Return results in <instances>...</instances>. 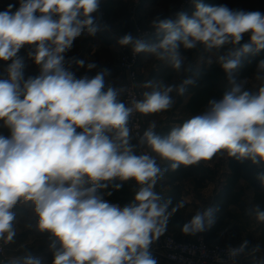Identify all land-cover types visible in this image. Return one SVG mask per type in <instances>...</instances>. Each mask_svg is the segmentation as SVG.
<instances>
[{"label": "clouds", "instance_id": "obj_1", "mask_svg": "<svg viewBox=\"0 0 264 264\" xmlns=\"http://www.w3.org/2000/svg\"><path fill=\"white\" fill-rule=\"evenodd\" d=\"M100 2L20 0L15 13L12 5L0 12V60L11 61L9 78L0 79V121L10 130V136L0 135V241L14 242L13 209L22 201L31 202L38 231L50 235L52 264H157L150 247L165 233L169 217L184 207L183 201L172 206L154 190L169 170L209 160L222 150L237 160L264 164V59L255 70V79L262 82L257 91L245 89L236 75L244 57L264 50V14L194 0L191 17L180 11L175 19L151 21L156 41L132 33L119 37L118 44L133 55L154 56L176 72L184 67L181 49H223L217 62L229 84L220 99L208 101L203 113L165 136L155 132L153 122L134 146L128 126L133 113L169 110L175 103L172 93L183 95L195 81H147L143 87L152 90L127 106L119 99L126 88L103 90L107 69L92 78H77L65 66L64 54L77 38L97 33L91 14ZM244 34H250V40L241 43ZM25 45L34 46L29 57L40 66L39 76L26 80L23 58L17 55ZM75 62L85 65L84 60ZM95 67L87 65L89 70ZM136 147L156 155H137ZM157 157L170 163L161 167ZM258 178L264 182V174ZM128 180L139 186L130 204L121 207L105 199ZM217 210L210 206L197 211L181 231H205ZM246 214L264 223L259 205ZM248 244L244 240L239 247L229 245L227 254L234 258ZM9 264L41 260L28 252Z\"/></svg>", "mask_w": 264, "mask_h": 264}, {"label": "crops", "instance_id": "obj_2", "mask_svg": "<svg viewBox=\"0 0 264 264\" xmlns=\"http://www.w3.org/2000/svg\"><path fill=\"white\" fill-rule=\"evenodd\" d=\"M12 2L20 6V0H0V7ZM141 11L143 14L146 13L148 17L147 19H142V22L145 24H149L150 20L154 18L153 15L156 14L151 7H142ZM109 31L107 36H103V33L100 31H97L94 36L82 35L74 41L72 49L64 54L65 66L69 70V60L71 58L74 59L77 74H79L78 78L85 75L92 78L98 72L107 69L108 74L104 77V91L109 87L114 89L123 87L127 77L119 68V56L122 46L118 44V39L122 35L113 33L111 30ZM156 40L157 38H152L149 41ZM30 51H34V46L25 45L17 54L23 58L24 67L22 71L25 80L29 77H37L40 74L37 64L29 57ZM77 60H84L85 65L83 67L77 65L75 62ZM89 63L95 64L96 67L89 70L87 68ZM166 65L164 61L154 56L141 53L138 70L140 74L145 75L146 81H153L155 84L164 80ZM182 82L177 76H174L171 79L169 78L165 83L179 85ZM219 86L221 85L219 84ZM172 96L175 103L169 110L145 115V130L154 122L156 124L155 132L163 136L166 127L170 129L177 127L191 117L201 114V112L197 113V110H194L189 105L192 93L185 92L183 95H178L176 92H173ZM5 128L6 126L0 121V130L4 131ZM77 131L79 132L81 129L78 128ZM3 136L8 137L6 134ZM142 152L143 150L141 149L140 154ZM222 152L223 154L217 153L214 160L204 163V166L207 168L206 175L208 176L207 183L204 186L197 187L195 178H189L182 182L183 201L187 204V207L182 210L181 216L184 218V223L189 222L197 211H203L210 206H215L214 199L225 186H233L234 193L240 198L242 208L236 206L232 208L234 216L229 220L227 229L218 234L217 242L241 244L244 240H247L249 242L246 248L247 255L241 264H264V223L258 222L254 216L246 214V209L255 205H259L264 210V201L259 200L257 195V193H263L264 191L259 192L255 190L248 181L237 177L234 169L230 166L227 152L224 150ZM157 162L164 163L166 161L157 157ZM126 182L132 185L133 194L135 195L139 186L134 180ZM169 191L170 189L166 188L158 194L162 197ZM14 212L16 219L13 226L16 230V236L14 237V242L10 245L9 252L17 257H22L30 252L32 256L38 257L41 260V264H52L54 257L53 251L49 248L50 235L38 231V218L33 212L31 202L22 201L17 205ZM173 226L172 222L169 221L165 232L173 231ZM208 231L209 227L199 234L206 235ZM176 233L181 238L187 236L183 232ZM152 256L157 261V264H172L164 258H158V256L154 255V252Z\"/></svg>", "mask_w": 264, "mask_h": 264}, {"label": "rangeland", "instance_id": "obj_3", "mask_svg": "<svg viewBox=\"0 0 264 264\" xmlns=\"http://www.w3.org/2000/svg\"><path fill=\"white\" fill-rule=\"evenodd\" d=\"M215 0H202V2L205 5H209L210 3L214 2ZM182 4H186V9L185 13H187L190 17L192 14L195 12V4L194 0H101L100 7L97 12L92 13L91 15L94 17L95 23L98 25V31L103 33V36H107L109 34V30L115 32L118 35H123L126 33H132L135 35V32L133 30L134 24H138L142 29L144 30H150L153 29L151 27V21L157 17L163 19V18H169L173 17L174 19L176 18V13L180 12V7ZM142 7H151L154 9L156 12L155 15H153V19L150 20L149 24H145L142 22V19H147V14L142 13ZM228 7L231 9H242L248 12H254V11H259L262 14H264V5L259 1V0H230ZM250 34H244V39L248 37ZM152 39V38H151ZM155 39V37H154ZM150 40V39H149ZM158 40V39H157ZM122 50V48H121ZM224 50L222 49L221 51H216L213 50L212 52H205L203 49V46H199L196 49H194V52L189 55H183L184 57V67L180 72L174 71L172 68H170L167 71L166 76L164 77V80H161L159 82H166L169 80V78H173L174 76H177L180 80L184 81V79L192 78L195 82L198 80L203 79L205 83L204 87V94H202V99L203 103L199 105V107H195L194 109L197 110L196 112H201L203 113L207 106H208V101L210 99H220L222 95H220V91H227L229 89V84L227 82L226 74L224 73H219V74H214L212 72H209V70L212 67H215L216 65L221 67L219 63L217 62V56L222 54ZM121 55V53H120ZM203 57V59H201ZM73 59V58H71ZM70 59V60H71ZM120 59V56H119ZM69 60V62H70ZM211 60V63H208L207 61ZM11 61H2L0 60V79H8V73L6 71L8 64H10ZM74 63V59H73ZM140 63V61H139ZM139 67V64H138ZM120 68V67H119ZM138 70V68H137ZM70 71L71 70V62H70ZM122 71V70H121ZM75 72L77 74V68L75 67ZM139 74V84L142 86V89L144 91H151V88H144L143 85L147 82L145 80V75ZM196 74H198L196 76ZM78 75L76 77L78 78ZM204 75H207L203 78ZM237 79L241 82L244 83V87L247 90L250 91H257L258 88L261 86V81H258L255 79V75L250 76L248 78H242L239 72L236 73ZM186 77V78H185ZM222 78V79H221ZM217 79L220 80V85L217 88V91L220 93H213L212 94V89L210 88L211 84L216 81ZM127 79L125 81V84L123 87L119 88H125L126 86ZM158 83V82H157ZM187 86V90L188 87ZM199 89L195 90V93H198ZM189 93V92H188ZM123 94L122 93L119 97V99L122 101L123 99ZM145 118V116H144ZM8 129V130H7ZM0 134L8 135L10 136V131L9 128H5L4 131L0 130ZM9 131V132H8ZM130 143L134 146L138 145L135 141L131 139ZM141 152L140 147H136L135 153L139 155ZM155 156V154H154ZM246 163L251 164L252 162L250 160H245ZM203 172L207 171V168L204 166L202 169ZM130 184V183H129ZM131 185V184H130ZM132 187V185H131ZM258 199L261 200L262 202L264 201V192L263 193H257ZM180 213L182 210L179 211ZM174 219V216L169 217V221L172 222ZM184 224V218L182 217L180 224L177 226H173V231H167L165 233H169L174 235L176 238L182 240H194L200 236H205L203 234H196V235H187L184 238L179 236L176 232H180L181 228ZM225 244V243H224ZM154 250V251H153ZM151 253L154 252V255L158 256V258H164L162 254H160L158 251V248L156 247L155 243L152 244L150 247ZM157 253V254H156ZM165 259V258H164Z\"/></svg>", "mask_w": 264, "mask_h": 264}, {"label": "trees", "instance_id": "obj_4", "mask_svg": "<svg viewBox=\"0 0 264 264\" xmlns=\"http://www.w3.org/2000/svg\"><path fill=\"white\" fill-rule=\"evenodd\" d=\"M230 0H215L214 2L210 3L211 6H219V5H227L229 4ZM264 5V0H259ZM9 5H12V8L10 9L11 13H15L16 10L20 7L18 4L15 3H8L4 4L0 7V12H4L9 10ZM159 39V37H155ZM250 35L243 39L241 43L249 42ZM183 55H189L194 52V49L191 50H184L181 49ZM264 59V50H262L257 55H249L242 59V67L237 71L241 75L242 78H248L250 76L255 75V70L257 63ZM170 69L168 65L165 66L164 74L166 76L167 71ZM209 72H212L214 74L224 73V70L222 67L215 66L212 67ZM168 75V74H167ZM198 74H196L197 76ZM207 76L204 75L203 78ZM222 79V78H221ZM220 84V80L217 79L214 81L210 88L212 89L213 93H220V95H223L225 91H217L218 85ZM204 87L205 83L204 80H198L194 84H191L188 87V90L186 91L189 93H192V97L190 100V107L195 108L199 107L203 103L201 101L202 94H204ZM199 89L198 93H195V90ZM195 110V109H194ZM171 129L169 127H166L164 129V135H167ZM217 154L214 155L209 160H202L197 164L191 165V166H184L181 165L176 171L169 170L165 176L160 179L156 186L155 191L157 193L162 192L163 189L169 188L170 191L162 196L164 200L170 199L172 201V206H175V204L179 201H183V189H182V182L189 178H195L196 179V186L201 187L204 186L207 183L208 176L203 173L202 169L204 167V163L206 161H212L216 158ZM230 166L234 169L235 175L239 178H243L246 181L250 183V185L257 191L261 192L264 191V182H261V180L258 178L260 174H264V169L259 168L257 164H248L245 160L240 161L237 160L234 157H229ZM158 163V162H157ZM168 163V161L164 163H158L161 167H165ZM203 173V174H201ZM201 174V175H200ZM200 175V176H199ZM116 183H120L119 181H116ZM134 197L133 189L131 185L128 182H123V187L118 191H113L111 196L105 195V199L109 200V202L119 204L121 207H124L131 203L132 199ZM184 207L179 208L178 211L172 214L174 216V219L172 220V225L177 226L180 224V221L182 219L180 210H183L187 207V204L184 203ZM214 204L217 207V211L215 213V220L214 223L209 227V231L206 233V239L209 241V243H215L217 242V237L219 233H222L227 229L228 222L230 219L233 218V211L232 208L234 206L242 208V204L240 202V198L234 193L233 186H225L215 197Z\"/></svg>", "mask_w": 264, "mask_h": 264}, {"label": "built area", "instance_id": "obj_5", "mask_svg": "<svg viewBox=\"0 0 264 264\" xmlns=\"http://www.w3.org/2000/svg\"><path fill=\"white\" fill-rule=\"evenodd\" d=\"M101 4V2H100ZM186 4H182L180 11H185ZM174 19L173 17H169ZM133 30L135 35L144 37L149 40L157 37L154 29L144 30L138 24H134ZM119 67L127 76L126 91L123 94L122 102L127 106H132L133 100H140L143 98L142 93L145 92L139 84L138 64L140 61V54L133 55L128 47H122L119 59ZM71 62V70L75 72V64L73 59ZM40 70V66L37 65ZM145 114L134 112L129 120V128L132 135V140L138 143V137L143 135L145 131ZM143 152L153 155L150 149L140 147ZM259 168L264 169V164H257ZM18 205V204H17ZM17 205L14 207L15 211ZM158 252L172 264H241L247 255V249L236 256L231 257L227 254V248L239 247L240 244H224L221 242L209 243L205 236H200L194 240H182L176 238L174 235L164 233L155 242ZM11 243L4 244L0 241V264H9V261L17 256L9 252ZM154 251V250H153Z\"/></svg>", "mask_w": 264, "mask_h": 264}]
</instances>
